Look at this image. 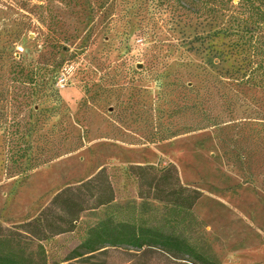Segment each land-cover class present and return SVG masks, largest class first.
I'll return each mask as SVG.
<instances>
[{
    "label": "rangeland",
    "instance_id": "rangeland-1",
    "mask_svg": "<svg viewBox=\"0 0 264 264\" xmlns=\"http://www.w3.org/2000/svg\"><path fill=\"white\" fill-rule=\"evenodd\" d=\"M240 1L0 0L1 234L36 253L18 227L61 190L105 169L115 203L139 205L128 168L174 166L200 193L176 233L219 264H264V91L233 79L213 37ZM102 214L40 243L41 264L187 263L122 249L67 261ZM141 215L158 227L167 211Z\"/></svg>",
    "mask_w": 264,
    "mask_h": 264
},
{
    "label": "trees",
    "instance_id": "trees-1",
    "mask_svg": "<svg viewBox=\"0 0 264 264\" xmlns=\"http://www.w3.org/2000/svg\"><path fill=\"white\" fill-rule=\"evenodd\" d=\"M237 9H228V22L215 30L213 37L227 40L226 55L234 62L233 79L239 85L264 91V0H241ZM246 13L249 15L244 18ZM189 50L196 49L190 46ZM127 171L135 177L139 205L116 204L108 175L102 169L89 180L58 192L35 219L18 227L25 237L38 243L36 253L27 254L0 229V264H41L44 251L40 243L70 232L82 214L99 209H103L102 217L85 229L67 261L87 262L109 249H122L141 256L156 254L172 262H187L174 264H219L175 231L195 220L192 210L200 199L197 190L180 183L177 169L131 166ZM150 202L164 205L167 218L162 226L152 227L142 218L141 211Z\"/></svg>",
    "mask_w": 264,
    "mask_h": 264
},
{
    "label": "built area",
    "instance_id": "built-area-1",
    "mask_svg": "<svg viewBox=\"0 0 264 264\" xmlns=\"http://www.w3.org/2000/svg\"><path fill=\"white\" fill-rule=\"evenodd\" d=\"M63 82V81H62ZM61 83V82H60Z\"/></svg>",
    "mask_w": 264,
    "mask_h": 264
}]
</instances>
